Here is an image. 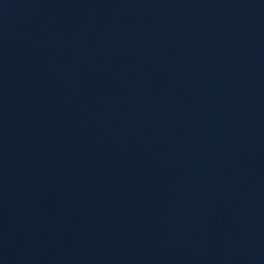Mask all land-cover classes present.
<instances>
[{"label":"water","instance_id":"water-1","mask_svg":"<svg viewBox=\"0 0 264 264\" xmlns=\"http://www.w3.org/2000/svg\"><path fill=\"white\" fill-rule=\"evenodd\" d=\"M0 264H264V0H0Z\"/></svg>","mask_w":264,"mask_h":264}]
</instances>
